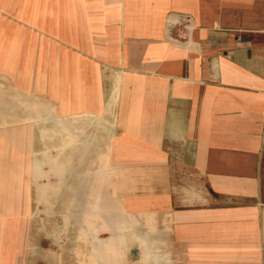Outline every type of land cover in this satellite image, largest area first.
<instances>
[{
  "label": "crops",
  "instance_id": "crops-1",
  "mask_svg": "<svg viewBox=\"0 0 264 264\" xmlns=\"http://www.w3.org/2000/svg\"><path fill=\"white\" fill-rule=\"evenodd\" d=\"M0 162V264H264V0H0Z\"/></svg>",
  "mask_w": 264,
  "mask_h": 264
},
{
  "label": "rangeland",
  "instance_id": "rangeland-1",
  "mask_svg": "<svg viewBox=\"0 0 264 264\" xmlns=\"http://www.w3.org/2000/svg\"><path fill=\"white\" fill-rule=\"evenodd\" d=\"M3 165L4 163L0 162V202H4L0 203V206L4 207L0 208V237L21 236L22 238V236H25L22 218L23 210L21 208H9V203H6L8 199H5L6 196L8 197L7 169ZM33 211L36 212L37 209H33ZM50 221H53V218ZM33 226L35 227L33 228ZM31 227L38 235V224L31 225ZM33 229L31 235H33ZM67 241H70V239H67Z\"/></svg>",
  "mask_w": 264,
  "mask_h": 264
}]
</instances>
